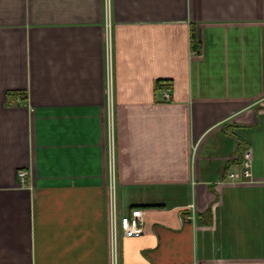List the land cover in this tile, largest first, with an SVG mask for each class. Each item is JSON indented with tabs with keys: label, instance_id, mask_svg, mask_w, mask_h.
I'll return each instance as SVG.
<instances>
[{
	"label": "crops",
	"instance_id": "obj_1",
	"mask_svg": "<svg viewBox=\"0 0 264 264\" xmlns=\"http://www.w3.org/2000/svg\"><path fill=\"white\" fill-rule=\"evenodd\" d=\"M112 152L118 264H264V0H0V264H112Z\"/></svg>",
	"mask_w": 264,
	"mask_h": 264
},
{
	"label": "built area",
	"instance_id": "obj_2",
	"mask_svg": "<svg viewBox=\"0 0 264 264\" xmlns=\"http://www.w3.org/2000/svg\"><path fill=\"white\" fill-rule=\"evenodd\" d=\"M107 47L110 50V24H107ZM110 38V39H109ZM163 100L170 101L171 94L168 88L161 89ZM109 91V102H108V122L112 136L113 146V135H114V115H113V101L110 99ZM113 150V147H112ZM242 172L241 174L230 172L228 178L231 180L241 179L247 180L252 177V153L249 149H246L242 159ZM31 173L29 170H20L18 177L22 184H27ZM117 174H116V163L114 153L109 160V178H108V194L110 203V217H111V242H112V264H118L117 260V241L120 234L124 237L138 236L144 232V210L140 208L131 209L126 214H120L118 209V186H117Z\"/></svg>",
	"mask_w": 264,
	"mask_h": 264
},
{
	"label": "trees",
	"instance_id": "obj_3",
	"mask_svg": "<svg viewBox=\"0 0 264 264\" xmlns=\"http://www.w3.org/2000/svg\"><path fill=\"white\" fill-rule=\"evenodd\" d=\"M198 46H199V44L197 42H195L194 48H198ZM27 98H28V93L26 90H10L7 93L6 104L8 106H13V105L18 103L19 99L27 100ZM245 150L243 151V154H244ZM243 154H242V159H243Z\"/></svg>",
	"mask_w": 264,
	"mask_h": 264
},
{
	"label": "rangeland",
	"instance_id": "obj_4",
	"mask_svg": "<svg viewBox=\"0 0 264 264\" xmlns=\"http://www.w3.org/2000/svg\"><path fill=\"white\" fill-rule=\"evenodd\" d=\"M110 39V38H109Z\"/></svg>",
	"mask_w": 264,
	"mask_h": 264
}]
</instances>
